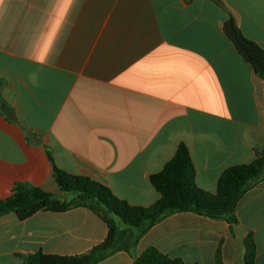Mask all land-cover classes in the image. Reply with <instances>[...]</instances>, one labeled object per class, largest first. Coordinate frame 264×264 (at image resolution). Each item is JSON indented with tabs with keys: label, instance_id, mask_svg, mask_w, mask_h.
I'll return each instance as SVG.
<instances>
[{
	"label": "crops",
	"instance_id": "crops-1",
	"mask_svg": "<svg viewBox=\"0 0 264 264\" xmlns=\"http://www.w3.org/2000/svg\"><path fill=\"white\" fill-rule=\"evenodd\" d=\"M232 15L264 50V0H0V199L29 183L58 195L56 166L130 205L151 207V176L187 145L196 183L215 194L222 173L264 151V81L227 37ZM234 232L177 213L140 240L185 264H246L252 234L264 264V181L246 193ZM108 236L87 208L0 219V264L39 252L75 256Z\"/></svg>",
	"mask_w": 264,
	"mask_h": 264
},
{
	"label": "trees",
	"instance_id": "trees-1",
	"mask_svg": "<svg viewBox=\"0 0 264 264\" xmlns=\"http://www.w3.org/2000/svg\"><path fill=\"white\" fill-rule=\"evenodd\" d=\"M224 31L255 74L264 81V50L244 36L232 15L225 22ZM48 158L60 191L70 194V199L63 200L29 183H18L9 197L0 199V219L15 213L21 221H25L40 211L64 213L82 207L91 210L106 223L108 236L84 254L64 256L39 252L22 256L25 264H99L118 252L135 256L140 240L149 230L177 213L188 212L222 220L234 232L238 225L236 211L240 201L248 191L264 181V151H260L252 163L226 169L215 194L206 192L198 187L190 151L186 144L181 143L164 169L151 176L160 199L151 207H141L119 199L108 187L89 177L59 169L49 151ZM245 246L246 264H256L257 247L252 234L246 237ZM134 264L185 263L150 247L136 258ZM217 264H223L220 251Z\"/></svg>",
	"mask_w": 264,
	"mask_h": 264
},
{
	"label": "rangeland",
	"instance_id": "rangeland-1",
	"mask_svg": "<svg viewBox=\"0 0 264 264\" xmlns=\"http://www.w3.org/2000/svg\"><path fill=\"white\" fill-rule=\"evenodd\" d=\"M58 196L61 198V199H66V200H68V199H70V194H65V193H62V192H60L59 194H58Z\"/></svg>",
	"mask_w": 264,
	"mask_h": 264
}]
</instances>
